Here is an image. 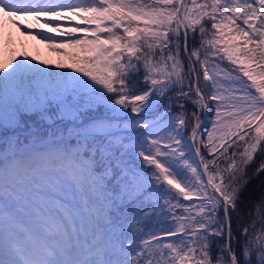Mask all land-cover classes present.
Segmentation results:
<instances>
[{
    "label": "snow or ice",
    "instance_id": "6c2138e0",
    "mask_svg": "<svg viewBox=\"0 0 264 264\" xmlns=\"http://www.w3.org/2000/svg\"><path fill=\"white\" fill-rule=\"evenodd\" d=\"M0 14L75 50L0 60V264H264V0Z\"/></svg>",
    "mask_w": 264,
    "mask_h": 264
},
{
    "label": "rangeland",
    "instance_id": "374dc122",
    "mask_svg": "<svg viewBox=\"0 0 264 264\" xmlns=\"http://www.w3.org/2000/svg\"><path fill=\"white\" fill-rule=\"evenodd\" d=\"M60 23L65 25V30H67L71 24L82 25V21L79 19H75L72 22L60 21ZM35 24L34 21L31 22L30 27L34 28ZM40 24L43 26L41 28L42 31L56 37L58 41L68 38V36H60L56 32L49 31L42 22ZM76 35L79 36L82 34L77 33ZM56 47H59V44H57ZM64 51L73 53L75 50L68 48L62 51H53L40 37L37 39L35 36H28L23 31L18 32L16 35L12 34L11 36L9 29H1L0 27V60H3L6 64L13 61L14 58L22 57L26 54L29 57H34L36 62L45 61L48 66H55L57 63H63V61L68 58V56L63 55Z\"/></svg>",
    "mask_w": 264,
    "mask_h": 264
},
{
    "label": "bare ground",
    "instance_id": "6f19581e",
    "mask_svg": "<svg viewBox=\"0 0 264 264\" xmlns=\"http://www.w3.org/2000/svg\"><path fill=\"white\" fill-rule=\"evenodd\" d=\"M47 19V18H46ZM36 23V22H35ZM0 27H1V29H9V32L11 33V36H12V34H18V32H20V31H22L21 29H19V28H17V27H15V25H13L12 24V22H11V20L9 19V18H7V17H4L2 14H0ZM43 26H41V24L39 23V24H35L34 25V28H36L35 29V31H39V32H43V33H45L44 31H42L41 30V28H42ZM6 31V30H5ZM6 33V32H5ZM4 33V34H5ZM46 34V33H45ZM47 35H49V34H47ZM6 36V35H5ZM4 36V37H5ZM14 38V37H13ZM37 39H38V37H36ZM16 39V38H15Z\"/></svg>",
    "mask_w": 264,
    "mask_h": 264
},
{
    "label": "trees",
    "instance_id": "16d2710c",
    "mask_svg": "<svg viewBox=\"0 0 264 264\" xmlns=\"http://www.w3.org/2000/svg\"><path fill=\"white\" fill-rule=\"evenodd\" d=\"M63 63H71L70 58L68 57L66 60L63 61ZM63 70H68L71 71V69H57V71H63ZM185 203H188V201H185Z\"/></svg>",
    "mask_w": 264,
    "mask_h": 264
}]
</instances>
